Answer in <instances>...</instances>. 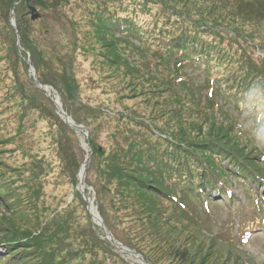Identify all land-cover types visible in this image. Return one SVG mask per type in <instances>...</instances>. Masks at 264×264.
Wrapping results in <instances>:
<instances>
[{
    "label": "rangeland",
    "instance_id": "374dc122",
    "mask_svg": "<svg viewBox=\"0 0 264 264\" xmlns=\"http://www.w3.org/2000/svg\"><path fill=\"white\" fill-rule=\"evenodd\" d=\"M30 1L35 4L38 18L31 19L28 0H0V135L4 139L0 141V161L4 169L0 171L2 172L0 190H5L4 194L9 196L10 200L17 199L10 206L0 205V219L9 222L27 220L26 226L30 228L32 237L37 236L41 243V237L49 236L47 241L41 243L43 249L54 251V258L66 262L65 264H69L68 261L73 264H91L92 260L94 263L115 264L107 252L113 253L114 258H118L117 261L122 260L118 264H145L131 253L139 258H144L143 256L115 240L104 226L97 211L94 191L84 180L83 192L80 191L78 172L77 184L74 186L67 174L71 167L67 162L63 161L62 164L60 161L61 158H67L68 154L66 147L61 145L62 140H73V147L75 146L84 158L89 156L87 167L93 150L89 139L96 148L104 151L105 155H110L117 149L127 150L128 136L136 137L142 131H146L143 127L146 126L150 131H147L143 141L158 143L161 147L169 149L167 144L174 142L171 132L179 134L184 129L185 134L206 135L211 126H219L222 128L220 132L224 133L230 123H237L242 126L240 132L242 130L244 134L234 132L237 137L233 138L244 148L242 150L250 149L255 155L264 154L251 139L252 134L261 128H258L257 123L252 124L251 118L248 119L252 117L251 114L249 116L246 111L244 113L241 108H237L236 94L234 90L225 89L226 80L224 81L229 75L234 74V70L239 65L237 61L255 65L264 73V68L261 66L262 63L264 65V45L261 40L264 28L259 22L246 23L234 17L235 11L232 6L223 12L226 4H220V8L211 6L210 9L206 7L208 3L204 0ZM167 1L176 4L173 10L166 8ZM54 4L56 6L51 7ZM183 6H186L188 11H185ZM204 8L206 12L198 17L202 23L192 21L198 16L197 11ZM131 9H135V12ZM127 16L136 20L137 30L133 35L123 40L121 35L111 36L105 32L107 23L113 21L115 17ZM166 17L168 21L164 20ZM19 22L21 24L23 22L27 32L26 37L29 41L27 47L43 50L41 63L45 64L46 71L54 78L61 72L58 58L63 62L67 61V58L71 59V70L69 69L59 78H64L66 75L76 83V92L70 94L73 99L68 98L67 104H70L68 109L70 111L76 109L75 113L86 127L75 124L68 116L69 113L68 115L65 113L55 87L48 83H40L42 86L37 83L35 68L30 61V52L24 47L18 34V29L22 27L19 26ZM144 27L146 29L143 30ZM162 32L163 41L181 33L190 35L198 33L201 39L216 47V54L212 58L219 57V61L221 59L226 61L221 60L216 67L207 64L205 67L209 68V71L201 70L197 66L191 67L189 64L183 70L187 81L175 88L168 87L171 86L174 77L172 74H175L171 60L164 58L162 65L155 67V73L154 71L149 73L145 66V60L152 52L151 45H156L155 41L159 40ZM46 59L56 64L47 66ZM240 70L237 76L244 77L246 66L240 67ZM213 72L218 78L217 82L221 81L215 84V97L221 109L220 111L214 109L209 115L201 112L197 116L199 97L205 93L207 77ZM258 78L260 84H264V77ZM261 98H264V94ZM178 103L181 105L179 106ZM22 106L23 109L30 107L28 111H31V115L27 116L28 123L25 125L23 136L17 134L19 122L16 115L22 114ZM176 107L180 109L176 110ZM60 110L79 127L70 126L59 113ZM193 111L196 113L192 114ZM57 119H60L67 129L61 131ZM121 128L123 132H120ZM68 132H72L73 136H67ZM38 141L43 148V152L40 153L44 155L42 154V159L35 160L32 159L29 146L37 145ZM58 144H60L59 153ZM180 144L185 146L183 141ZM40 153L38 156L41 155ZM98 158L103 159L104 155ZM96 162L97 159H95L97 168L104 166L103 169L107 170L108 165H104L103 160L99 165H96ZM253 162L260 163L264 167V162H258L256 159H253ZM245 169L243 176L241 174L239 178L228 175L232 184L229 192L233 202L229 203L224 197L219 196L214 204L207 203L209 215L203 212L201 205L198 204L193 208L189 203L193 209L195 228L184 218H174L179 222L169 219V222L182 231L195 229L210 238L221 229L224 240L221 242L228 243V246H224H230L233 248L232 252L249 259L251 264H264V213L258 212L260 219L263 220V224H258L254 207V203L262 207L263 202L260 200L264 201V187L251 186L249 182L252 178L246 174L249 171L248 167ZM91 175L97 177L96 171L93 170ZM250 187H253L260 200L250 199L252 197L249 195ZM112 188L110 187L109 193H105L108 200L114 196ZM74 191L78 192L85 202L92 229L101 242L87 238L84 245L79 248L81 257L69 260L70 256L66 255L64 258L61 256L56 245V242L62 241L65 235L52 233L54 226L50 224L51 221L46 215L56 205L57 210L66 205L73 207L78 201L77 198L72 201ZM127 203H130L134 210H138L139 215L149 209L145 204L138 203L134 195L127 198ZM108 207L112 213L114 226L127 229L126 236L129 240L128 236L136 231L135 226L141 219L134 218L127 228L118 219H114L112 205ZM128 212H131L133 218L132 210L129 209ZM166 215L163 220L169 218ZM94 216L102 226L97 223ZM45 226L46 229H43ZM156 230L165 238L164 246L162 249H153L151 253L160 264H176L168 257V255L172 258L177 256L169 251L170 247L167 248L166 243L171 242L167 225L161 221ZM1 240H4V237L0 232ZM143 240L147 245L150 238L145 237ZM229 241L236 243L237 247ZM23 242L24 240L21 243L23 246L17 248L25 249ZM112 242L124 247L126 251L119 250ZM221 242L219 241L222 246ZM217 249L219 251L220 248ZM164 252H168L167 255ZM38 253L33 250V256L24 257L23 264L33 262L39 264L40 259L36 256ZM0 254H3L1 242ZM198 261L195 258L191 264H198ZM220 263L222 264L221 260L217 262Z\"/></svg>",
    "mask_w": 264,
    "mask_h": 264
},
{
    "label": "trees",
    "instance_id": "16d2710c",
    "mask_svg": "<svg viewBox=\"0 0 264 264\" xmlns=\"http://www.w3.org/2000/svg\"><path fill=\"white\" fill-rule=\"evenodd\" d=\"M204 1L208 3L206 7L210 9L211 6L220 8L221 5L226 4L224 7L222 6L223 12H226L232 6V9L235 11L233 12L234 17L242 19L246 23L259 22V25L262 24L264 28V0ZM28 3L35 8V4L30 0H28ZM175 5L167 1L166 8H172L173 10ZM55 6L54 4L51 7ZM183 8L186 9L185 11H188L186 6H183ZM205 8L197 11L198 16L192 19V21L196 20L202 23L198 17L206 12ZM131 10L135 12V9ZM164 20L168 21V17ZM135 21L131 16L115 17L113 21L107 23L105 32L111 36L121 35L123 40H126L125 37L133 35L134 31L137 30ZM18 24L19 26L22 25L18 29V34L26 48L29 42L26 37L27 32L23 22L22 24L21 22ZM131 27L134 29H131ZM144 29L146 28L144 27ZM163 38L164 33L162 32L159 35V40L155 41L156 45H151L152 52L149 54L148 59L145 60V66L149 73L152 71L155 73V67L162 65L164 58H167L166 60L168 61L171 60L170 62L175 74H172L174 77L171 80V86L168 87L175 88L187 81V79L185 80V75H183V70L189 64H191V67L197 66L201 70L205 69L204 71H209L210 69L205 67L207 64L210 63L213 67H216L220 64L221 60L223 62L226 61L225 59L219 61V57L212 58L216 54V47L201 39L198 33L194 35L181 33L179 36H171V39L167 38L164 41ZM261 40H263L264 45V31ZM26 49L30 52V61L35 68L38 81L41 84L48 83L55 87L60 95L62 109L65 113L67 115L69 113L68 116L75 124L84 125L85 123L75 113L76 109L70 111L68 109L70 104H67L69 103L68 98L70 100L73 99V96L70 94L76 92V83L66 75H64V78H59L69 69L71 70V59L67 58V61L63 62L58 58L60 60L58 62L61 63V72L54 78L51 73L46 71L45 64L42 65L41 63L43 50L41 49L40 51L32 46ZM69 57L72 56L69 55ZM237 63L239 65L234 70V74L224 79V81L226 80L225 89L229 91L234 90L237 108H241L244 113L246 111L249 116L251 114L252 117L247 118L249 120L251 118L252 124L255 125L257 123L258 128H262L264 127V98L261 97L264 94V84H260L258 77H264V73L255 67V65L247 62L241 61L240 63V61H237ZM55 64V62L47 61V66H54ZM244 66H246V74L244 77H238L237 73H240V67L243 68ZM261 66L264 68L263 63ZM217 79L214 72L208 75L206 91L200 95L197 103V113L193 111L192 114L196 113L198 116L202 112V114L209 115L214 109L215 111H220L221 105L215 97V84L221 81L217 82ZM23 108L24 106H22ZM29 109L30 107H27L22 110V114H16L17 121L19 122L17 134L21 136H23L25 125L28 123L27 116L31 115V111H28ZM175 109L179 110L180 108L176 107ZM257 117L262 118L258 119ZM121 119L122 117H120ZM57 121L61 131L67 129L60 119H57ZM143 127L146 128L145 132L142 131L136 137H132V135L128 136L129 144L127 150L117 149L110 155H105L104 151L99 150L98 147L96 148L92 140L89 139L93 150L88 166L85 168L84 182L94 191L97 211L104 226L110 231L113 238L122 245L134 249L135 252L143 256L151 264H160L154 258L151 251L153 249H162L164 246L163 241L165 240L163 239L165 238L156 230L157 225L159 226L160 222L163 221L167 225L171 240L170 244L168 242L165 243L167 244V248H171L169 251L174 252L175 256H177L176 258H172L171 255H168V257L174 260L176 264H191L195 258L199 260L198 264H217L220 260L222 264H251L249 259L232 252L233 248L230 246L226 247L228 246L227 242L225 244L221 242L224 241L221 229L215 233L213 238H210V236L203 235L195 229L182 231L169 222V219L184 218L185 221H188L195 228L196 224L193 220L194 214H192L193 209L191 205L193 208L198 204L201 205L203 212L209 215L208 204H214V201L217 202L218 196L224 197L229 203L233 202V197L229 192L232 184L228 175L239 178L241 174L243 176V169L247 167L249 171L246 174L252 178L249 184L251 186L264 187V167L260 163L256 164L253 162V159H256L258 162H264V154L259 153L255 155L250 149L243 151L242 149L244 148L239 146L233 138L237 137L234 132L241 135L244 134L242 130L240 132L242 126L237 123H230L224 133L220 132L222 131L221 127L211 126L206 135H203V133H197L196 135L185 134L184 129L179 134L171 132L170 135L174 139V142L167 144L170 147L169 149L161 147L158 143H145L143 140L146 138L147 131L150 130L146 126ZM123 131L121 128L120 132ZM149 133L152 135L151 132ZM66 135L73 136V133L68 132ZM150 137L153 138V136ZM1 140L4 139L0 135ZM148 141L153 140L148 139ZM182 141L185 146L180 144ZM73 143V140H62L61 145L66 147L68 154L67 158H61L60 161L62 164L63 161L67 162L68 166L71 167L67 174L75 186L77 184L76 174L85 158L82 156V153L78 152L75 146L73 147ZM59 145L57 146V150H59ZM29 151L32 152V159L43 158V153H40L41 151L43 152L40 141L35 146H29ZM57 152L59 153L60 150ZM39 153L41 154L40 156H38ZM101 155H104L103 159L98 158ZM95 159H97L96 165H99L100 161L103 160L104 165H108L107 170L103 169L104 166H98L97 168L95 166ZM1 170H4L2 161H0ZM93 170L96 171L97 177L91 175ZM1 182L2 172H0ZM110 187H113L114 196H111L108 200L105 193H109ZM249 190V195L252 196L250 197L251 200H260L259 195L254 192L253 187H250ZM4 191L0 192V205L10 206L16 202L17 199L10 200L9 196L4 194ZM133 195L138 203L149 207L141 215H139L138 210L133 209L130 203H127V198ZM76 198L78 201L74 203L73 207L66 205L57 210L58 207L56 205L46 215L51 221L50 224L54 226L52 233H63L65 235L62 241L56 242V245L59 247L57 250L61 253V256L64 258L68 255L70 256L69 260L81 257L79 248L84 245L87 238H93L94 241L101 242L94 234L90 217L85 209V202L81 199L79 193L74 191L72 201ZM110 204L115 213L114 219H118L127 228V225L131 224L134 218L139 217L141 219L140 223L135 226L136 231L134 230L133 234L128 236L129 240L126 236L127 229H119L114 226L115 224L111 219L112 213L108 207ZM154 204L155 206H153ZM254 207L256 210H261L264 208V204L261 207L254 203ZM18 208L21 210L20 206ZM129 209L132 210L133 218H131V212H128ZM194 212L197 217L196 211ZM165 214L169 218L163 220ZM26 223L28 225L27 220L9 222V220L0 219V232L4 237V240L0 241L3 248V254H0V264H23L25 258L33 256V250L39 252L36 254L40 259L39 264H65L66 262L54 258V251L43 249L44 246L41 243L47 241L49 236L46 238L41 237V243H39V238L37 236L32 237V232L30 228L28 229ZM43 229H46V226ZM140 233H142L141 237ZM145 237L150 238L147 245L145 240H143ZM22 240H24L25 249L21 247L17 248L23 246L21 245ZM219 241L223 244L222 246ZM229 242L234 244L232 241ZM235 244L233 246L237 247ZM217 248H220L219 251ZM168 252L164 253L167 255ZM107 253L110 254V259L115 264L122 261L121 259L117 261L118 258H114L113 253ZM68 263L73 264L70 261ZM32 264L36 263L33 262ZM91 264L101 263H94L92 260Z\"/></svg>",
    "mask_w": 264,
    "mask_h": 264
},
{
    "label": "water",
    "instance_id": "95a60500",
    "mask_svg": "<svg viewBox=\"0 0 264 264\" xmlns=\"http://www.w3.org/2000/svg\"><path fill=\"white\" fill-rule=\"evenodd\" d=\"M28 10H29V13L31 14V19H35V18H38L39 17V14L36 12L35 8L28 5ZM37 83H39V81H37ZM40 86H42L40 83H39ZM59 113H63L62 110L59 111ZM66 121V118L64 119ZM67 122V121H66ZM70 124V123H69ZM70 126L74 127V128H78L79 126L78 125H75V124H70ZM84 170V169H83ZM84 172V171H83ZM80 173V171H79ZM78 177H79V187H80V191L82 192V188L84 187V182H83V178L81 177L80 178V175L78 174ZM141 260L145 263V264H149L145 258H141Z\"/></svg>",
    "mask_w": 264,
    "mask_h": 264
},
{
    "label": "clouds",
    "instance_id": "9594fccd",
    "mask_svg": "<svg viewBox=\"0 0 264 264\" xmlns=\"http://www.w3.org/2000/svg\"><path fill=\"white\" fill-rule=\"evenodd\" d=\"M258 119L262 117H257ZM251 139L256 147L264 152V127H262L259 131H256L252 134Z\"/></svg>",
    "mask_w": 264,
    "mask_h": 264
},
{
    "label": "bare ground",
    "instance_id": "6f19581e",
    "mask_svg": "<svg viewBox=\"0 0 264 264\" xmlns=\"http://www.w3.org/2000/svg\"><path fill=\"white\" fill-rule=\"evenodd\" d=\"M61 116L62 117H64V118H66V121L68 122V123H70V124H72V122L70 121V119L68 118V117H66L65 115H64V113H61ZM85 158H86V160H84L83 161V163L80 165V173H79V175H80V178L82 177L83 178V175H84V168L86 167V163H87V160H88V155L87 156H85ZM219 197V196H218ZM94 218L95 219H97L96 221H97V223H99V220H98V218L97 217H95L94 216ZM112 244H114L115 246H116V248H118L119 250H122V251H126V249L125 248H123L122 246H120L119 244H117L116 242H112ZM136 259H140L139 258V256H137V255H134L133 253H131Z\"/></svg>",
    "mask_w": 264,
    "mask_h": 264
}]
</instances>
